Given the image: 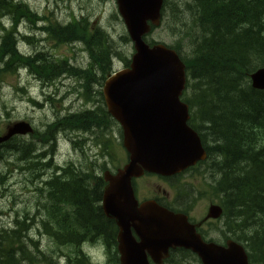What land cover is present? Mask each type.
I'll return each instance as SVG.
<instances>
[{
    "label": "trees",
    "instance_id": "trees-1",
    "mask_svg": "<svg viewBox=\"0 0 264 264\" xmlns=\"http://www.w3.org/2000/svg\"><path fill=\"white\" fill-rule=\"evenodd\" d=\"M161 14L162 25L173 37H179L170 47L186 68L182 100L188 104L195 119L190 125L208 155L194 170L204 168V174L211 176L210 188L223 209L228 236L244 245L250 264H264V91L253 89L250 83V75L264 68V0H164ZM22 17L32 24L33 18L39 20L20 1L0 0V32H4L0 40V82L14 75L19 67L29 70L45 87L56 85L64 77L73 78L84 83L79 93L84 106L79 107L81 112H67L62 118L64 113H55L45 130L33 134L28 141L14 137L0 148V163L7 167L0 172V200H12L14 218L5 225H12V229L0 225V264H20L21 257L16 258L19 253L30 258L27 264H37L23 248L26 215L17 209L27 213L34 205L37 213L33 217L43 221L42 225L36 224L34 231L38 229L40 236L51 238L49 254L64 256L66 248H71L74 251L65 255V264H92L83 250L90 243L88 239L104 231L114 234L110 221L98 207L103 187L100 174L106 166L115 167L120 161V145L117 147L111 136L116 124L107 114L101 90L96 91V87L101 88L112 71L114 58L124 67L130 61L115 47L110 34L87 16L71 19L65 25L48 22L43 31L50 32L48 38L56 45L81 43L92 55L89 73L83 67L71 68L64 58L47 56L43 50L32 59L25 58L16 51L14 42ZM4 18L10 19V29L4 27ZM121 40L130 43L127 36ZM92 91L99 94L98 100L90 94ZM48 98L51 104L55 102ZM58 133L71 142L73 152L81 154L82 159L66 164L64 170L49 160L44 164H53L49 170L53 178L39 180L41 173H34L39 164L27 156L40 145H49L52 152ZM94 146L101 152V164L93 157L90 148L98 152ZM52 155L53 152L47 158ZM40 157L43 160L45 156ZM16 174L28 176L20 197L10 190ZM2 216L7 213L0 212ZM110 261L118 264L117 258L111 257Z\"/></svg>",
    "mask_w": 264,
    "mask_h": 264
},
{
    "label": "water",
    "instance_id": "water-1",
    "mask_svg": "<svg viewBox=\"0 0 264 264\" xmlns=\"http://www.w3.org/2000/svg\"><path fill=\"white\" fill-rule=\"evenodd\" d=\"M135 54L128 69L109 76L102 92L108 114L120 125L128 162L115 175L104 174V216L119 228L121 264H148L142 250L158 257L169 248L183 247L198 254L203 264H248L242 246L205 245L186 218L147 202H136L131 179L144 172L161 176L179 173L205 159L198 135L188 127V107L180 101L186 83L185 66L176 52L163 45L149 47L142 36L147 21L158 25L163 0H116ZM252 87L264 91V69L251 75ZM30 125L15 123L0 136V144L13 136L31 133ZM219 210L213 208L212 217ZM133 229L140 242L131 236ZM141 250V251H138Z\"/></svg>",
    "mask_w": 264,
    "mask_h": 264
},
{
    "label": "rangeland",
    "instance_id": "rangeland-1",
    "mask_svg": "<svg viewBox=\"0 0 264 264\" xmlns=\"http://www.w3.org/2000/svg\"><path fill=\"white\" fill-rule=\"evenodd\" d=\"M29 6L30 10L29 12L31 14H34L36 12L40 14L49 13L50 11L55 13V16L57 20L61 23H67L69 21V18L71 16H75L77 18L79 17H85L87 16L89 20L92 23H99V25L106 30L110 36L115 40L118 41L121 37L122 27L118 23H122L118 21H112L111 15L116 12V4L115 0H24ZM118 22V23H117ZM37 26V25H36ZM34 25V30H37L38 32H43L42 29H44L42 26H38V29ZM123 26V25H122ZM124 28V27H123ZM4 32H0V40L3 38ZM168 28H165L164 25H162L160 28L154 31V33L150 36V39H153L156 42H162L167 45L173 44L175 41L179 40V37H173ZM20 40V43L18 45H23V40L21 38H18ZM40 35L37 34V40H40ZM16 40V37L14 38V42ZM185 41V40H184ZM183 41V43H184ZM1 43V42H0ZM32 44L26 45L29 49L37 50V48L34 47V43L30 42ZM1 45V44H0ZM44 45L51 46L50 44L45 43ZM15 46L17 47V44L15 42ZM116 47V45H115ZM122 49L125 54H127V57L131 56L133 54V50L131 49V46H124V43L121 44V52ZM86 51V57L84 60V67L83 71L86 73H89L91 65H92V55ZM40 52L38 51L37 54ZM52 54L58 56V57H66L71 58L74 56V53L71 52L69 47H55L53 51H51ZM77 62L80 63V61L83 60L80 53H76L75 55ZM7 59V58H5ZM74 65L75 62L71 61ZM77 63V64H78ZM6 82L4 85L0 86V134H2L5 131V127L11 123L18 120H27L33 123V126L38 129L44 128L46 123H49L53 118L55 113L61 114L62 110L71 109V113L77 112V109L75 107L81 106V103H78L76 97L79 96V93L81 92V89L83 88L84 83L81 81L74 80V83H72L67 77H64V90L61 88L59 91V98H54L56 100L53 104H50V99L46 97V91H44L41 87V85L38 83L37 80H35L28 72H22L20 76L17 78L8 76L5 78ZM60 84L58 83V87ZM15 86L17 88H23L25 93L15 91ZM53 88L49 89L50 95H53L54 91ZM47 93V94H48ZM64 95V96H63ZM45 96V98H44ZM49 96V95H47ZM57 97V96H55ZM70 97V98H69ZM73 97V98H71ZM28 98L36 99L38 103L43 104L42 109H35L32 107L31 104L28 103ZM64 99V102H61V99ZM45 99V100H44ZM79 111V110H78ZM8 115V117H7ZM27 141L30 139L26 138ZM87 149V148H86ZM70 150V146L66 143H64V147L61 146V156L59 157V161L62 162L63 158L62 155L64 154V163H76V160H81V155L74 156L73 154L67 155ZM1 170L5 171L6 165L1 164ZM9 169H7L8 171ZM19 180H15L13 182V179L11 181L12 189L11 192L16 195L17 197H20V195L23 193L22 191V185H20L23 181V177H19ZM211 181V177H210ZM12 203V200L10 201ZM9 201L0 202V212L8 213L10 208ZM20 204V203H19ZM21 205V204H20ZM19 207V206H18ZM22 212L24 215H26V226L33 225L32 228L37 227L36 224L42 225L41 220H38L37 218L33 217L34 214L37 213L36 206L31 210H28L26 213V210H23L22 208H17ZM28 214V215H27ZM9 218L2 217L0 219V225H3L4 227H8L5 225H9L7 223L13 222V215ZM30 218L32 220H30ZM12 226V225H11ZM11 226H9L7 229H9ZM39 230L34 231L32 230L29 234L30 240L32 242L28 243L27 239H23V248H26L27 251L30 250L31 257L32 258H40V257H50L54 260L59 259L61 254H55L52 253L49 254L48 250L51 247V238L47 235L40 236ZM24 236H28L25 235ZM65 249V248H64ZM74 249L66 248L67 254L70 255ZM36 252V253H35ZM40 254V255H39ZM29 256V254H27ZM66 260L64 259V262Z\"/></svg>",
    "mask_w": 264,
    "mask_h": 264
},
{
    "label": "flooded vegetation",
    "instance_id": "flooded-vegetation-1",
    "mask_svg": "<svg viewBox=\"0 0 264 264\" xmlns=\"http://www.w3.org/2000/svg\"><path fill=\"white\" fill-rule=\"evenodd\" d=\"M99 99V94H97ZM195 119L190 116L189 122H194ZM101 146V144H100ZM103 148V145H102ZM101 148V149H102ZM105 157L108 150V146L104 147ZM112 155L114 153L111 151ZM53 158H51L52 160ZM127 161V158H126ZM125 161V162H126ZM46 165V164H45ZM53 167V164H52ZM51 167V169H53ZM62 170H64V162L61 164ZM117 171V170H116ZM51 172H45L44 178L47 180L52 179ZM194 175L192 171L186 170L172 176H159L153 174H144L141 177L131 180V187L138 205L144 202H155L159 207L172 212L174 214H182L186 216L190 225L195 228V232L200 236L201 240L207 244H217L218 246L226 247L229 241V236L226 228H219L221 223L220 216L216 219H204L209 213V208L213 203L205 197V195L190 192L189 185ZM198 199L196 202L194 200ZM100 210L101 197H100ZM103 217L110 221L114 234L110 236L108 232L97 233L96 237L92 235L88 240L90 243H86L84 248L86 252H89L95 258H99L104 264H112L111 257L117 258L119 262L118 253V228L113 220L107 219L103 212ZM102 234V235H101ZM101 235V238L99 236ZM133 238L139 243L134 231H132ZM93 239V243L92 239ZM21 257L20 264H27V260L30 258L25 257L22 253L16 255V258ZM37 264H51L47 258H33ZM149 264H202L197 254L191 252V250L185 248H170L168 250V258L158 263L154 262L149 255H147Z\"/></svg>",
    "mask_w": 264,
    "mask_h": 264
},
{
    "label": "bare ground",
    "instance_id": "bare-ground-1",
    "mask_svg": "<svg viewBox=\"0 0 264 264\" xmlns=\"http://www.w3.org/2000/svg\"><path fill=\"white\" fill-rule=\"evenodd\" d=\"M38 26L39 25H37L36 26V28L38 29ZM42 30H44V29H42ZM35 33H36V38H37V34H39L40 35V38L43 36V34H45L46 32L45 31H43V32H38L37 30H35ZM26 39H27V42H26V45H30V44H32V43H30V42H33L34 43V39L33 38H30L29 36H27L26 37ZM16 44H17V46H18V44L20 43V40L18 39V38H16ZM35 51V53L37 54V50H34ZM38 55V54H37ZM39 58H41V57H39ZM92 69V67L90 68V70ZM89 70V71H90ZM99 90H101V88H97L96 87V91H99ZM96 91H92V92H90V94L93 96V97H98V93L96 92ZM44 98H45V96H44ZM45 100V99H44ZM32 101H34V102H37L38 103V101L36 100V99H32ZM40 104V106L41 107H43V104H41V103H39ZM77 112H81L80 110L78 111L77 110ZM71 141H73V140H71ZM68 142H70L69 140H68ZM71 143V142H70ZM37 156H39V159H37ZM27 157H29V158H31V159H33L32 161H33V163H38L39 164V166H36L35 167V169H34V171L39 175V173H41V176H39V178H40V180H46L45 178H44V176H43V174L45 173V172H50L49 170H51V167H52V163L51 164H44L43 163V161L41 160V157H40V155H39V153L38 152H36V151H32V152H30L29 153V156H27ZM69 163H72V162H69ZM66 164H68V163H64V166L66 165ZM52 168H54V167H52ZM31 175H32V173H31ZM48 180V179H47ZM30 220H32L31 218H30ZM23 222H25V224H26V221L24 220ZM33 227V225H30V226H27L26 227V232H25V235H28V236H24V239H27V241H29L28 243H30V242H32V240H30V237H29V234L31 233V231L32 230H34V228H32ZM37 228V227H36ZM9 229H12V227H10ZM38 230V229H37ZM31 244V243H30ZM29 252H30V250H29ZM36 253V252H35ZM40 255V254H39ZM47 259H48V261L51 263V262H54V263H56V264H65L66 263V261L64 262V256L63 255H60V257H59V259H57V260H54L53 261V259L52 258H50V257H46Z\"/></svg>",
    "mask_w": 264,
    "mask_h": 264
}]
</instances>
